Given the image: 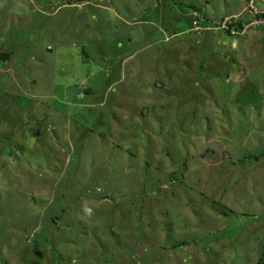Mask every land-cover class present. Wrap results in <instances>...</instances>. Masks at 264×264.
<instances>
[{"label": "rangeland", "instance_id": "1", "mask_svg": "<svg viewBox=\"0 0 264 264\" xmlns=\"http://www.w3.org/2000/svg\"><path fill=\"white\" fill-rule=\"evenodd\" d=\"M244 4L0 0V264H256L264 25L219 27Z\"/></svg>", "mask_w": 264, "mask_h": 264}, {"label": "built area", "instance_id": "2", "mask_svg": "<svg viewBox=\"0 0 264 264\" xmlns=\"http://www.w3.org/2000/svg\"><path fill=\"white\" fill-rule=\"evenodd\" d=\"M242 14H246L248 17H250L249 21L242 24L239 32L235 31L233 27H229V34H239L248 29L257 28L258 26L264 25V4L262 6H258L254 3V0H246L243 11H241V15ZM230 19L234 20L235 18L227 16L226 19L223 20L219 25V27H222L223 29L227 28V22Z\"/></svg>", "mask_w": 264, "mask_h": 264}, {"label": "trees", "instance_id": "3", "mask_svg": "<svg viewBox=\"0 0 264 264\" xmlns=\"http://www.w3.org/2000/svg\"><path fill=\"white\" fill-rule=\"evenodd\" d=\"M263 1L264 0H258V1L254 0V3L258 4L259 6H262L264 4ZM245 2H246V0H245ZM249 19H250V17H248L246 14H242L239 18L234 19V20L230 19L227 22V28L223 29L224 34L229 35V27H233L235 31L239 32L240 29H241L242 24L248 22ZM248 30H251L252 33H255L256 28H251V29H248ZM248 30H246V31H244L242 33H239V34L240 35H244ZM236 35H238V34L236 33ZM7 56H8L7 53L0 52V60H5L7 58ZM80 91L84 92V93H90L91 92V88H89V89L88 88H83ZM250 157H252V156H250ZM253 157L255 158V156H253ZM256 264H264V241L261 244L260 256H259Z\"/></svg>", "mask_w": 264, "mask_h": 264}]
</instances>
